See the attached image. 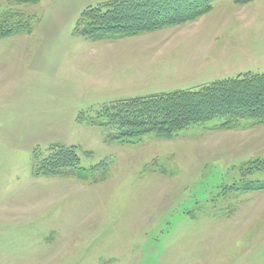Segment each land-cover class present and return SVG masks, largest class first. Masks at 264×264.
<instances>
[{"label": "rangeland", "instance_id": "374dc122", "mask_svg": "<svg viewBox=\"0 0 264 264\" xmlns=\"http://www.w3.org/2000/svg\"><path fill=\"white\" fill-rule=\"evenodd\" d=\"M108 1L0 0V264H264V188L242 189L264 182V121L170 138L104 125L124 99L263 73L264 0H214L133 36L79 34L83 11ZM59 149L86 179L41 170Z\"/></svg>", "mask_w": 264, "mask_h": 264}, {"label": "trees", "instance_id": "16d2710c", "mask_svg": "<svg viewBox=\"0 0 264 264\" xmlns=\"http://www.w3.org/2000/svg\"><path fill=\"white\" fill-rule=\"evenodd\" d=\"M213 1L110 0L86 8L76 30L94 40L138 35L193 21L207 13ZM107 111L110 119L104 125H116L120 138L148 133L170 138L182 128L211 120H218L222 128L243 120L264 121V72L215 80L197 88L131 97L112 104ZM44 162L43 172L59 173L64 167L76 166V174L82 179L92 170L79 166V157L72 150L59 149ZM230 188L238 189L233 185ZM263 188L264 182L258 180L242 183L243 190Z\"/></svg>", "mask_w": 264, "mask_h": 264}]
</instances>
